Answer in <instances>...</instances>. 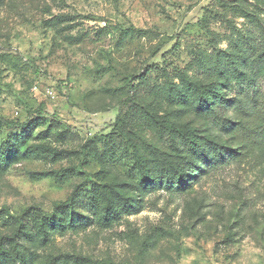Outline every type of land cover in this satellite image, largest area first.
Instances as JSON below:
<instances>
[{"label":"rangeland","instance_id":"374dc122","mask_svg":"<svg viewBox=\"0 0 264 264\" xmlns=\"http://www.w3.org/2000/svg\"><path fill=\"white\" fill-rule=\"evenodd\" d=\"M200 82L224 100L184 102ZM12 143L8 264H264V0H0ZM182 156L200 164L186 184L145 179Z\"/></svg>","mask_w":264,"mask_h":264},{"label":"trees","instance_id":"16d2710c","mask_svg":"<svg viewBox=\"0 0 264 264\" xmlns=\"http://www.w3.org/2000/svg\"><path fill=\"white\" fill-rule=\"evenodd\" d=\"M191 89V96H183L184 102L189 101V99H196L198 98L200 106H206L209 104L210 99H217V100H224V95L219 92L216 88L215 84H207L204 82H200L197 84H190ZM181 95L183 94L182 91H180ZM27 127H25L24 131H26ZM210 141V140H208ZM211 146H214L219 156L223 157L225 155V147L220 146L218 143L211 142L208 143ZM20 146L16 143H12L11 147H7V149H0V166H7L14 160H16L19 157L20 153ZM185 151H191L195 154H199L203 159H207L209 157V154L206 152L204 148V144L200 143V141L192 140L188 137H184L183 139V148L180 150V152ZM21 158V157H20ZM200 167V164H197L196 162L191 161L190 159L186 158V156H182V161L180 163L173 162L170 168H167L163 171H160L157 176H154L153 174L145 173V179L149 178V180H153V177L157 179L160 183H165L169 187H175V186H182L183 184H186L187 177H189V171L193 170V172L196 171ZM75 194L66 201V203H69L71 199L73 198ZM124 207L128 208L130 207L125 201H124ZM123 209V208H122ZM96 210L100 213V219H104L103 223L110 225L113 221H115L121 214V210L117 207L114 208L110 203L106 206L99 205L96 206ZM57 217L53 216L49 220V225L51 228H54L57 223ZM45 225V224H44ZM18 236V235H17ZM6 240L7 243L11 244L14 241V237H7L1 239V246H3V241ZM9 257H7L5 254L1 257L0 255V264H8L9 263Z\"/></svg>","mask_w":264,"mask_h":264},{"label":"built area","instance_id":"2783aa9c","mask_svg":"<svg viewBox=\"0 0 264 264\" xmlns=\"http://www.w3.org/2000/svg\"><path fill=\"white\" fill-rule=\"evenodd\" d=\"M34 90H37V86L34 87ZM47 93H48V95L51 96L52 98H55V97H56V95H55V93H54L53 90H48ZM16 113L18 114V112H16Z\"/></svg>","mask_w":264,"mask_h":264}]
</instances>
